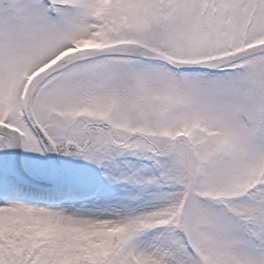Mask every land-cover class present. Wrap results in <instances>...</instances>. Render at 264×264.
Masks as SVG:
<instances>
[{
    "label": "snow or ice",
    "instance_id": "6c2138e0",
    "mask_svg": "<svg viewBox=\"0 0 264 264\" xmlns=\"http://www.w3.org/2000/svg\"><path fill=\"white\" fill-rule=\"evenodd\" d=\"M0 264H264V0H0Z\"/></svg>",
    "mask_w": 264,
    "mask_h": 264
}]
</instances>
